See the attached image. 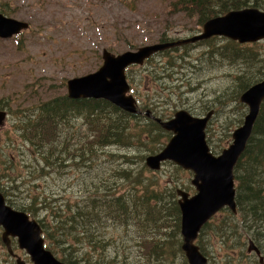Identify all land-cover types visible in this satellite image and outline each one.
Segmentation results:
<instances>
[{
	"label": "rangeland",
	"instance_id": "374dc122",
	"mask_svg": "<svg viewBox=\"0 0 264 264\" xmlns=\"http://www.w3.org/2000/svg\"><path fill=\"white\" fill-rule=\"evenodd\" d=\"M175 2L0 0L1 13L31 26L18 36L0 37V107L6 105L8 111V122L0 130V191L7 187L8 204L18 210L30 204L33 196L43 206L56 204L63 222L61 237L75 242L81 252L88 250L93 264H189L181 247L176 191L195 193L194 173L172 161L156 171L145 163L147 156L166 146L173 133L150 131L144 126L145 113L126 116L108 100L113 107L106 109L107 118L100 117L103 139L101 127L73 112L47 123L34 141L22 137L24 129L29 130L19 125L42 116V108L54 98L63 101L69 79L98 71L104 49L119 54L160 43L161 37L172 41L192 37L215 17L202 23L195 9L190 14L179 11ZM261 4L264 10V0ZM253 77L264 78V39L242 44L216 36L160 51L128 70L142 112L152 110L169 119L182 109L197 116L214 110L206 134L217 155L232 143L234 130L244 122L249 107L239 98L245 92V80ZM113 122L126 132L127 142L108 135L107 129L115 130L109 128ZM140 137L150 145L140 143ZM160 142L162 148L152 150ZM36 149L39 155H34ZM104 188V201L91 202ZM116 197L121 204L128 202L131 219L127 224L121 208L113 207L112 214L106 209L108 200ZM94 205L99 216L87 227L90 245L87 234L79 232L82 226L65 218L77 215V208L83 206L92 215ZM241 210L234 214L224 209L203 228L199 241L210 264H260L258 257L247 255V246L249 235L264 244V219ZM42 212L35 216L39 222L46 211ZM2 232L0 264H16ZM12 246L28 264H34L16 238ZM49 247L61 260L54 246Z\"/></svg>",
	"mask_w": 264,
	"mask_h": 264
},
{
	"label": "water",
	"instance_id": "95a60500",
	"mask_svg": "<svg viewBox=\"0 0 264 264\" xmlns=\"http://www.w3.org/2000/svg\"><path fill=\"white\" fill-rule=\"evenodd\" d=\"M29 28L28 22L0 13V37L11 38ZM213 36H225L239 43L261 41L264 39V10L253 6L232 10L207 20L203 24L202 32L197 35L141 47L137 51L115 54L104 49V63L98 71L68 80V96L72 99L104 98L126 111L138 113L140 110L134 97L128 94L130 86L126 68L132 64H144L146 59L158 51ZM240 101L249 107V111L243 124L234 130L232 143L219 155L211 151L206 139V128L213 110L206 116H195L182 109L167 120L154 116L173 135L160 152L146 157V164L153 170H160L162 163L170 160L194 173L191 182L196 193L191 195L181 188L177 190L182 214V248L189 264H208L207 256L196 244L202 227L224 207L237 213L234 171L247 148L264 101V78L243 92ZM146 114L150 115V111ZM7 117V110L0 109V126L4 125ZM0 226L4 228L2 240L9 253L16 256L17 264L27 263L15 254L12 237L17 238L19 248L26 250L34 264H66L46 248L43 230L37 219H31L27 212L7 204L2 193ZM249 247L258 250L252 240Z\"/></svg>",
	"mask_w": 264,
	"mask_h": 264
},
{
	"label": "trees",
	"instance_id": "16d2710c",
	"mask_svg": "<svg viewBox=\"0 0 264 264\" xmlns=\"http://www.w3.org/2000/svg\"><path fill=\"white\" fill-rule=\"evenodd\" d=\"M262 0H176L174 7L179 11H185L191 13L192 9H195L199 16V21L204 23L207 19L212 16L223 15L232 10H239L245 7H257L263 8L261 4ZM263 10V9H262ZM214 38V37H212ZM170 40V39H168ZM167 41V40H163ZM232 52H236L235 49H232ZM263 78V77H262ZM262 78L253 77L248 80H245L243 85V91L247 90L251 85L260 81ZM241 96V95H240ZM68 97V96H67ZM65 98L62 101L61 97L54 98L50 102L46 103V107L42 108V116L39 114L33 120L28 119L30 122L20 124L27 127V130L24 129V136L29 141H34L38 139L41 134L42 128L48 127L49 122H52L57 116L66 115L67 112L78 113L83 115L84 118L89 121L90 125L99 126L100 117L103 115L104 118H107L108 111L106 109H111L113 104L108 102L105 99H70ZM240 99V98H239ZM7 106H1L0 108H6ZM126 116L136 117L139 115L131 114L125 112ZM147 117V116H146ZM148 122L144 123V126L147 127L150 131H156L159 133H166L170 136L171 132L165 131L156 121L152 118L147 117ZM21 120V119H20ZM116 122V121H115ZM113 122L110 125V129H115L113 133L112 130H108V135L113 136L120 142H127L128 135L123 130H120V124H115ZM103 134L101 139L104 138V128L101 127ZM140 143L145 145H150L149 141H145L143 137L139 138ZM39 145V144H36ZM164 145L163 142H160L158 146L152 148V150H159ZM40 154V149L34 151V155ZM124 172H127L124 169ZM126 180L129 176L126 174ZM235 178H236V191H237V207L238 210L248 213L257 218V220L264 219V101L261 105L259 116L256 120L253 133L248 142L247 148L241 156L235 167ZM110 190V188H108ZM177 192V191H176ZM107 194V189L104 188L103 192L100 195H96L95 200L91 202L104 201V197ZM102 203V202H101ZM99 204V203H98ZM23 210L28 212L31 216L35 217L36 215H42V211H46L45 214L51 213L50 216L43 215L40 218L42 222V228L44 232V238L47 242V247L54 246V249L61 254V260L67 264H93L92 259L89 257L90 252L88 250L81 252L80 249H76L75 242H72L69 238H62L59 230L60 225L63 222H60V215L58 206L55 204H50L49 206H43V203L39 201L38 196H33L30 204L21 205ZM113 207L122 210L123 219L128 223L131 219V212L129 210V205L127 201L120 203V198L116 197L114 200H108L106 209L109 210L110 214L113 213ZM86 206L77 208V215L72 216L71 218H65V222L69 219L75 221L76 224L81 225L82 229L79 231L83 235L87 234L89 239V244L91 243L92 237L87 229L89 224L95 220V217L99 216V209L97 205L91 207L93 214L89 215L88 210H85ZM177 210L179 212V217L181 219V211L179 205H177ZM245 210V211H244ZM95 211V213H94ZM245 213V214H246ZM210 224V223H208ZM257 238V237H256ZM183 243V242H182ZM91 245V244H90ZM182 246V245H181ZM85 248V246H83Z\"/></svg>",
	"mask_w": 264,
	"mask_h": 264
},
{
	"label": "flooded vegetation",
	"instance_id": "af4514ba",
	"mask_svg": "<svg viewBox=\"0 0 264 264\" xmlns=\"http://www.w3.org/2000/svg\"><path fill=\"white\" fill-rule=\"evenodd\" d=\"M1 13V12H0ZM4 14V13H3ZM31 28V27H30ZM27 31V30H26ZM23 33V32H22ZM21 34V33H20ZM19 34H17V35H15V36H18ZM182 39V38H181ZM163 40H167V41H171V40H168V38L167 37H161V39H160V41H163ZM137 100H138V98H137ZM138 102H139V100H138ZM149 111H151V114L150 115H152V116H155V117H159V116H156V115H154L153 114V111L152 110H149ZM214 111V110H213ZM7 113H8V111H7ZM144 112H142L141 111V113L140 114H143ZM145 115L146 116H150V115H147L146 113H145ZM213 115H214V113H213ZM213 115H212V117H213ZM212 117H211V119H212ZM159 118H161V117H159ZM162 119V118H161ZM7 122H8V119H7ZM4 126V125H3ZM2 129V127H0V130ZM210 149H211V151L213 152V150H212V148L210 147ZM214 153V152H213ZM0 193H2L4 196H5V199H6V202L8 203V190H7V187L6 188H4V192H2V191H0ZM225 209H227V207H225ZM205 227V225L202 227V229H201V231H200V233H199V235H198V238L196 239V244L197 245H199V247H200V249H201V251H202V253L204 254V255H206L204 252H203V250H202V248H201V245H200V241H199V237H200V235H201V232H202V230H203V228ZM0 229L1 230H3V228L2 227H0ZM248 239H249V241H253V243L255 244V246L258 248V250H256V249H250V247L249 246H247V255L248 256H251L252 255V258H256V257H258V260H259V263L260 264H264V244H263V242H261V241H259L255 236H253V235H249V237H248ZM256 250V251H255ZM16 252V251H15ZM16 254H18L17 252H16ZM11 255V254H10ZM19 255V254H18ZM12 257H14L13 255H11ZM207 256V258H208V264H210V260H209V256L208 255H206ZM15 258V257H14ZM241 264H244V263H241Z\"/></svg>",
	"mask_w": 264,
	"mask_h": 264
},
{
	"label": "bare ground",
	"instance_id": "6f19581e",
	"mask_svg": "<svg viewBox=\"0 0 264 264\" xmlns=\"http://www.w3.org/2000/svg\"><path fill=\"white\" fill-rule=\"evenodd\" d=\"M194 95V94H193Z\"/></svg>",
	"mask_w": 264,
	"mask_h": 264
}]
</instances>
